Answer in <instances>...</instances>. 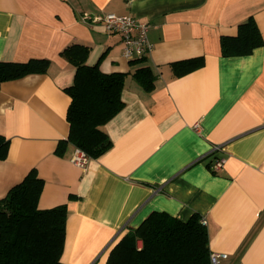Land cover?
<instances>
[{
    "label": "crops",
    "instance_id": "crops-1",
    "mask_svg": "<svg viewBox=\"0 0 264 264\" xmlns=\"http://www.w3.org/2000/svg\"><path fill=\"white\" fill-rule=\"evenodd\" d=\"M83 12L146 21L152 50L132 62L120 33L83 22ZM249 16L264 39V0H0V60H50L46 72L0 83V134L10 140L0 196L36 169L38 205L67 207L65 264H107L154 210L204 215L210 252L228 254L218 264H264V43L223 55L220 42ZM74 42L90 46L87 64L126 73L124 107L103 126L112 145L85 166L71 159L72 143L56 150L75 75L61 51ZM196 56L201 67L175 75L173 61ZM142 65L155 74L152 90L132 76Z\"/></svg>",
    "mask_w": 264,
    "mask_h": 264
},
{
    "label": "trees",
    "instance_id": "trees-1",
    "mask_svg": "<svg viewBox=\"0 0 264 264\" xmlns=\"http://www.w3.org/2000/svg\"><path fill=\"white\" fill-rule=\"evenodd\" d=\"M223 55H246L264 39L252 16L237 26L233 35L221 36ZM90 46L74 42L61 55L75 66L74 81L64 88L70 97L66 111L69 130L56 150L67 143L99 157L112 145L104 124L124 107L122 90L126 73L104 72L98 63L87 64ZM145 56L130 58L143 61ZM141 59V60H140ZM204 63L203 56L171 63L175 75H182ZM48 58L26 61L0 60V83L29 73L46 72ZM134 79L146 90L154 87L155 74L148 65L137 67ZM10 140L0 134V159L6 158ZM44 179L35 168L0 196V264H65L61 260L66 236L65 203L40 207L38 200ZM107 264H211L209 233L201 215L181 220L165 211L150 212L137 227L129 228L112 246Z\"/></svg>",
    "mask_w": 264,
    "mask_h": 264
},
{
    "label": "built area",
    "instance_id": "built-area-1",
    "mask_svg": "<svg viewBox=\"0 0 264 264\" xmlns=\"http://www.w3.org/2000/svg\"><path fill=\"white\" fill-rule=\"evenodd\" d=\"M80 19L86 23H99L105 27L108 32L120 33L123 43V55L127 58L135 56H144L152 50V43L148 39L149 24L130 14H119L115 12H103L97 15H89L83 12ZM195 128L198 129L196 123ZM71 159L80 166H85L89 156L77 148ZM225 162L224 157L215 159L210 168L213 171L219 170ZM201 222L207 224L204 215H201ZM227 252H210L211 264H218L221 258L227 257Z\"/></svg>",
    "mask_w": 264,
    "mask_h": 264
}]
</instances>
